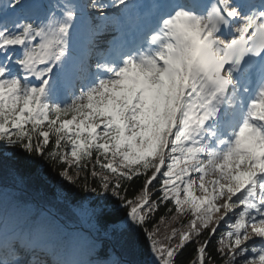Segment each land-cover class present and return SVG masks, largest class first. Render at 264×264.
Returning a JSON list of instances; mask_svg holds the SVG:
<instances>
[{
	"label": "snow or ice",
	"instance_id": "obj_1",
	"mask_svg": "<svg viewBox=\"0 0 264 264\" xmlns=\"http://www.w3.org/2000/svg\"><path fill=\"white\" fill-rule=\"evenodd\" d=\"M31 180L88 264H264V0H0V264H42Z\"/></svg>",
	"mask_w": 264,
	"mask_h": 264
},
{
	"label": "trees",
	"instance_id": "obj_2",
	"mask_svg": "<svg viewBox=\"0 0 264 264\" xmlns=\"http://www.w3.org/2000/svg\"><path fill=\"white\" fill-rule=\"evenodd\" d=\"M6 156H11V153H5ZM8 163H12V161H9ZM19 167H21L23 169L22 165H17ZM35 181V180H34ZM30 182H33V180H31ZM34 185H37V182H35L34 184H32V186L34 187ZM139 187V185H133L132 188L129 189V193L131 194V192L135 189ZM81 195H84L83 193ZM79 197L75 198L74 200H78ZM162 214V213H161ZM173 225V224H171ZM178 225V224H176ZM164 228V226H162V229ZM193 250V246H189L187 247L183 254L179 257V264H184L185 260L189 257V255L191 254V251Z\"/></svg>",
	"mask_w": 264,
	"mask_h": 264
},
{
	"label": "bare ground",
	"instance_id": "obj_3",
	"mask_svg": "<svg viewBox=\"0 0 264 264\" xmlns=\"http://www.w3.org/2000/svg\"><path fill=\"white\" fill-rule=\"evenodd\" d=\"M38 258V257H37ZM39 259V258H38Z\"/></svg>",
	"mask_w": 264,
	"mask_h": 264
}]
</instances>
